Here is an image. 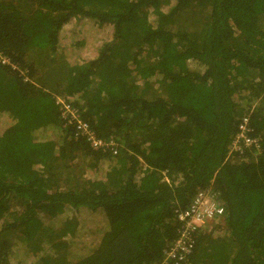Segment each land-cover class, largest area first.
<instances>
[{
    "label": "trees",
    "instance_id": "16d2710c",
    "mask_svg": "<svg viewBox=\"0 0 264 264\" xmlns=\"http://www.w3.org/2000/svg\"><path fill=\"white\" fill-rule=\"evenodd\" d=\"M199 189L192 264H264V0H0V264H158Z\"/></svg>",
    "mask_w": 264,
    "mask_h": 264
},
{
    "label": "built area",
    "instance_id": "2783aa9c",
    "mask_svg": "<svg viewBox=\"0 0 264 264\" xmlns=\"http://www.w3.org/2000/svg\"><path fill=\"white\" fill-rule=\"evenodd\" d=\"M1 61L8 62L4 56L1 57ZM55 102L64 124L74 127L75 136L83 137L94 149L109 147L112 153H116L117 150L114 147L116 141L112 137L97 136L88 122L80 118L77 108L69 102L60 99L58 96H55ZM246 121L247 117L245 116L239 121V132L234 137L231 149H238L242 144L245 146L251 144V140L245 134ZM175 213L177 234L162 251V257L158 264H192L189 255L194 248L196 235L201 232L210 233L224 226V207L217 199L216 193L209 189L197 190L189 205L176 210Z\"/></svg>",
    "mask_w": 264,
    "mask_h": 264
},
{
    "label": "rangeland",
    "instance_id": "374dc122",
    "mask_svg": "<svg viewBox=\"0 0 264 264\" xmlns=\"http://www.w3.org/2000/svg\"><path fill=\"white\" fill-rule=\"evenodd\" d=\"M194 9H195V8H194ZM194 9H193V10L188 9V10L184 11V14H183L184 18H182L181 21H179V26H183V22H184L183 20H184V19H187V18H189L187 24H189V23H191V22H194V21L192 20V18H193V16H194L196 13H198V12H197V11H198V8H196L195 10H194ZM187 24H186V25H187ZM186 25H185L183 28H188V27H186ZM103 30H104V34H105V28H104ZM103 30H102V32H103ZM102 32H101V34H102ZM95 33L98 34V32H96V31H95ZM60 54L63 55L62 53H60ZM63 57H65V56H63ZM65 59H66V57H65ZM42 67H43V66H42ZM42 67H41V68H42ZM41 68L38 69V72H36V73H38V74H39V73H44V72H46V69H48L47 67H45V69H44V68L41 69ZM43 70H44V71H43ZM39 77H40V76H39ZM39 77H38V78H39ZM45 77H46L45 74H41V80H42L43 83H45L46 80H47V79H45ZM17 209H19V206H16V210H17Z\"/></svg>",
    "mask_w": 264,
    "mask_h": 264
}]
</instances>
